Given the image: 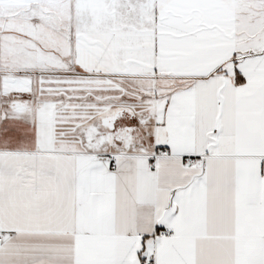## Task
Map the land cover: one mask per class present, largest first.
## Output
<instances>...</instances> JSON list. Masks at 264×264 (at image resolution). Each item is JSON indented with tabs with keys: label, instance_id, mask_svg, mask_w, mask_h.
<instances>
[{
	"label": "snow or ice",
	"instance_id": "6c2138e0",
	"mask_svg": "<svg viewBox=\"0 0 264 264\" xmlns=\"http://www.w3.org/2000/svg\"><path fill=\"white\" fill-rule=\"evenodd\" d=\"M0 264H264V0H0Z\"/></svg>",
	"mask_w": 264,
	"mask_h": 264
}]
</instances>
